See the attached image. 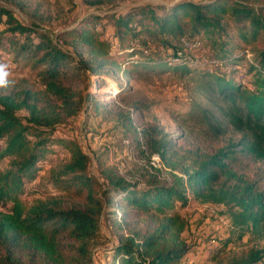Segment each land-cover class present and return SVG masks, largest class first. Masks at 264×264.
Returning a JSON list of instances; mask_svg holds the SVG:
<instances>
[{
	"label": "trees",
	"instance_id": "16d2710c",
	"mask_svg": "<svg viewBox=\"0 0 264 264\" xmlns=\"http://www.w3.org/2000/svg\"><path fill=\"white\" fill-rule=\"evenodd\" d=\"M128 1L82 0L91 7ZM186 37L201 42L194 52L208 66L183 52ZM148 39L168 59L156 60ZM179 52L182 62L173 63ZM0 60L34 75L0 89V208L11 206L0 213V264H94L103 222L115 238L113 264H183L191 257L181 212L189 202L224 205L237 238L264 240V191L244 172L248 162H264V0L147 5L94 15L56 35L0 6ZM171 71L191 75L194 92L173 137L122 96L136 75ZM82 114L121 129L141 172L128 178L101 151L93 154L100 178L92 176L78 138L59 135ZM154 154L167 176L147 166ZM263 259L264 249H252L232 264Z\"/></svg>",
	"mask_w": 264,
	"mask_h": 264
},
{
	"label": "rangeland",
	"instance_id": "374dc122",
	"mask_svg": "<svg viewBox=\"0 0 264 264\" xmlns=\"http://www.w3.org/2000/svg\"><path fill=\"white\" fill-rule=\"evenodd\" d=\"M180 1L129 0L125 3L91 7L85 5L82 0H0V6L13 10L15 15L24 23H35L39 31L56 35L64 29H74L83 20H89L94 15L126 14L133 9L147 5L152 7L164 5L171 8ZM202 1L207 2L208 0ZM107 33L109 34V30ZM33 38L37 40L36 37ZM109 38L114 40L110 34ZM184 40L185 43L183 42ZM181 42L185 53L195 54L196 48H202L200 41H190L187 37ZM147 46L149 47L148 51L152 49L153 53L151 54L156 60L168 59V50L165 51L159 44L153 43L151 39H148ZM113 51L114 53L118 51V46L115 42ZM181 53L179 52L176 58H171L173 63L182 62ZM3 56L4 59L7 58L6 55ZM247 58L248 61H251L252 55H248ZM192 61L195 65H200L204 68L210 63L206 62V58L200 53H196ZM0 62H7L10 65L12 71L11 80L14 83L21 84L25 81H34V75L30 69L23 67V65L13 70L12 64L7 60H0ZM243 65L247 66L248 63L245 61ZM245 71L246 68L242 67L240 74L243 75L241 77L248 80L249 77ZM190 78L191 75H184L181 72L176 74L172 71L136 75L129 82L131 88L122 96L129 102L137 101L142 105L145 122H156L165 129L166 133L173 137L181 132L178 115L188 112L191 106L194 92ZM92 80L94 81V78ZM112 127V123L101 124L99 119L87 118L82 114L63 128L59 135H70L78 138L80 145L91 156L89 172L92 176L100 178L93 154L106 151L108 152L109 164L115 166L120 170V173L122 172V174L127 175L131 179L132 174L141 172L137 163L138 158L131 147V140L123 138L121 129L111 130ZM186 140L187 146H191V141L189 139ZM118 146L124 148L119 151ZM244 172L257 181L264 191V162H248ZM99 181L101 182L102 180ZM39 183L37 181L36 185H39ZM50 191L53 194L60 195L56 190ZM29 199L30 201L34 200L33 196H29ZM187 205L181 210L182 214L188 219V229L184 237L190 247V254L194 262H196L195 264H232L247 257V254L252 249H264V240L254 242L248 235L243 236V238H237L235 229L231 226L230 219L226 213L208 215L206 210L201 207L204 204L189 202ZM10 207L9 205L7 208H0V213L7 212ZM101 231L105 239L93 251L94 264H113V261L109 259L110 249L115 241L111 226L103 222ZM208 254H211V259L213 256L215 258L213 260L203 258V256L205 257ZM258 264H264V259Z\"/></svg>",
	"mask_w": 264,
	"mask_h": 264
},
{
	"label": "built area",
	"instance_id": "2783aa9c",
	"mask_svg": "<svg viewBox=\"0 0 264 264\" xmlns=\"http://www.w3.org/2000/svg\"><path fill=\"white\" fill-rule=\"evenodd\" d=\"M183 42L185 43V40ZM197 44H199V43H197ZM147 166L153 167V168L161 171L164 176L167 175L166 172L168 171V169L165 167V164H164L163 160L161 159V157L157 154H154L150 157L149 163L147 164ZM201 207L203 208V210H206V213L208 215L209 214L220 215V214L226 213V207L224 205H217V206L201 205ZM222 221L224 222V220H222ZM197 254H198V252H197ZM193 262H194V260L191 257H189L183 262V264H192Z\"/></svg>",
	"mask_w": 264,
	"mask_h": 264
},
{
	"label": "clouds",
	"instance_id": "9594fccd",
	"mask_svg": "<svg viewBox=\"0 0 264 264\" xmlns=\"http://www.w3.org/2000/svg\"><path fill=\"white\" fill-rule=\"evenodd\" d=\"M12 71L7 62H0V89H6L11 86Z\"/></svg>",
	"mask_w": 264,
	"mask_h": 264
}]
</instances>
